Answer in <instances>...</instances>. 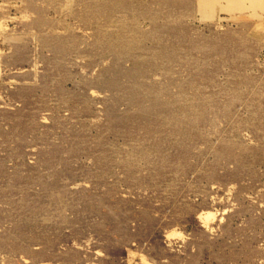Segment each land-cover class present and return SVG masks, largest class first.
I'll return each instance as SVG.
<instances>
[{
    "label": "rangeland",
    "instance_id": "1",
    "mask_svg": "<svg viewBox=\"0 0 264 264\" xmlns=\"http://www.w3.org/2000/svg\"><path fill=\"white\" fill-rule=\"evenodd\" d=\"M0 264H264V0H0Z\"/></svg>",
    "mask_w": 264,
    "mask_h": 264
}]
</instances>
